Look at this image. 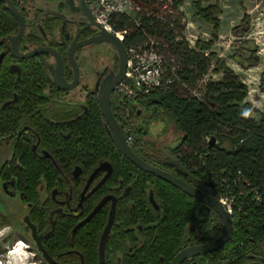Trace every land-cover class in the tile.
<instances>
[{
    "label": "flooded vegetation",
    "instance_id": "flooded-vegetation-1",
    "mask_svg": "<svg viewBox=\"0 0 264 264\" xmlns=\"http://www.w3.org/2000/svg\"><path fill=\"white\" fill-rule=\"evenodd\" d=\"M13 2L23 14L26 27L23 36L15 42L13 51V39L19 34L20 21L11 12L9 4L1 0L0 135L3 137H0V193L6 198H17L20 202L23 211L21 223L36 251L35 255L44 264H102L101 258H104V264H124V258H136L137 261H132L134 264L142 263V259H153V264H159L156 258H150L152 253L148 252L147 247H150L151 241L146 237L148 231L156 225L154 221H158L153 212H157L158 216L163 213V206L151 186L153 183L147 181V202H141L135 208V200L131 194L136 175L119 178L118 182L109 181L114 173L111 162L102 160L91 170L84 158L80 160L73 157V153L69 157L63 154L62 136L68 139L72 137L73 131L69 125L88 112L90 93L99 102L104 80L109 73L118 71L119 58L118 63L114 60L108 67H98L91 89L89 84L81 81L80 54L87 48H103L105 43L77 48L75 59L80 70L79 83L73 89H61L55 81L58 62L54 54L41 52L30 57H24V54L39 47L54 49L63 60L67 81L72 83L74 69L68 58L70 46L76 38L78 42H83L93 37L98 28L89 25L90 20L81 10L82 0H73V5L70 0H58L57 8L53 10L35 8L32 0ZM100 51L101 48H96L99 64L104 60L100 59L103 52ZM46 66L49 69V79L43 80L41 73L46 72ZM29 76L33 77L30 81L27 80ZM37 80L38 85L44 86L40 100L39 96L28 90ZM98 81L100 83L97 91ZM76 88H80L84 94L82 101L74 100L70 96L71 91ZM75 105L82 109L77 115L72 114ZM8 108L15 113L18 111L12 120L2 113ZM9 120L12 127L8 125ZM136 121L133 118L134 143L128 145L150 165L169 171L167 164L170 163L166 162L163 149L178 138L168 141L169 136H165L163 132L139 138V120ZM46 134L49 136L44 139L43 135ZM22 145L30 146L32 154H22ZM178 150L175 153L179 156ZM104 163H109L108 169L102 166ZM99 167L101 169L98 170ZM109 170L110 175L107 177ZM169 172L195 184L186 173L179 176L173 170ZM129 203L134 208L131 215ZM111 218L112 223L105 234ZM127 218L129 223L125 220ZM33 227L37 237L34 236ZM38 237H41L42 247L47 251L48 257L40 249ZM193 245L197 244L187 247ZM138 248L145 250L136 255ZM46 258H52L54 262L50 263ZM172 260L168 261L164 255L159 258L160 264H171ZM193 260L196 258H188L181 264H192Z\"/></svg>",
    "mask_w": 264,
    "mask_h": 264
},
{
    "label": "trees",
    "instance_id": "trees-1",
    "mask_svg": "<svg viewBox=\"0 0 264 264\" xmlns=\"http://www.w3.org/2000/svg\"><path fill=\"white\" fill-rule=\"evenodd\" d=\"M134 1L144 11L141 16L142 27L139 28L126 15H119L113 21L117 30L129 29L125 45L132 41L142 42L143 31L153 35L164 45L162 51L170 67L178 66L176 71L179 78L190 88L197 87L198 81L210 66L215 65L216 71H224L223 81L207 84L203 99L187 96V89L176 86L173 90L143 96L138 101L144 108L137 130L138 137L143 139L150 135V126L154 121H164L165 125L174 124L180 133L178 138L183 137L178 150L181 163L194 177L211 186L218 195L234 198V229L231 240L214 252L195 257L196 261L200 264H245L250 261L264 263V120L256 121L248 117L253 109L252 104L246 101L248 87L239 82L234 72L213 51L215 39L219 36L220 7L213 3L208 6H203L202 2L195 3L199 16L214 24V40H198L197 49H192L186 40L179 39V30L182 28L173 12L165 17L163 6L166 2ZM248 18L249 15L246 14L243 20L246 22ZM48 70L46 66V72L41 73L43 80L49 79ZM31 79L33 77H27L28 81ZM37 83L38 80L28 90L39 96L40 100L44 86ZM88 106V112L69 125L73 131L72 137L68 139L62 136L63 154L69 157L73 153V157L80 160L84 158L91 170L102 160L111 162L114 173L109 181L136 175L131 194L135 200V208L141 202H147V181L153 183L151 186L163 206V213L158 216L157 212H153L158 221H154L156 225L146 236L151 241L152 249L149 245L147 247L148 252L152 253L150 258H156L160 264L161 255L170 261L190 244H205L216 240L223 230L218 214L171 183L139 169L121 153L109 135L98 99L92 93ZM112 108L114 109L113 102ZM137 111L135 107L131 111L135 120L141 116H138ZM81 112L80 107L73 106V115ZM2 113L12 120L18 111L15 113L8 108ZM8 125L12 127L11 121ZM47 136L49 135H43V138ZM207 136L215 137L217 143L212 141L205 144ZM20 152L24 155L32 154L28 145L23 146ZM167 166L179 176L184 175L182 170L171 164ZM124 207L127 209V206ZM129 209L130 215L134 213L132 203H129ZM125 220L129 223L128 218ZM142 250L145 249L138 248L136 255ZM124 260V264H134L132 261H137L136 258ZM142 261L139 264H153V259Z\"/></svg>",
    "mask_w": 264,
    "mask_h": 264
},
{
    "label": "rangeland",
    "instance_id": "rangeland-1",
    "mask_svg": "<svg viewBox=\"0 0 264 264\" xmlns=\"http://www.w3.org/2000/svg\"><path fill=\"white\" fill-rule=\"evenodd\" d=\"M32 2L35 8L53 10L57 8L58 0ZM164 2L167 6L165 17L173 12L175 20H179V26L182 28L179 30V39L186 40L192 49H197L198 40H214V24L204 21L199 16L195 3L202 2L203 6L213 3L220 7L219 36L215 39L213 51L234 72L239 82L248 87L246 101L253 106L248 117L256 121L264 120V0H179V2L164 0ZM176 4L178 7H175ZM246 14L249 18L245 22L243 19ZM96 48L103 51L100 59L104 60L100 64L99 58H96L98 55ZM96 48H87L86 51L80 52L81 81L83 84H89L91 89L99 66L108 67L114 60L118 63L117 51L111 44L105 43L103 48L101 46ZM208 72L211 82L223 81L224 71H216L215 65L210 66ZM70 96L77 101L84 99L80 88L72 90ZM143 113L144 108L141 109V114ZM142 115L137 120L140 121ZM150 129V135L163 132L165 136H169L168 141L180 136L174 124L165 125L164 121H154ZM21 208L17 198H6L0 193V264H21L17 253L14 252L18 247L25 259L22 263L44 264L35 255L36 251L32 248V242L21 223L23 217Z\"/></svg>",
    "mask_w": 264,
    "mask_h": 264
},
{
    "label": "water",
    "instance_id": "water-1",
    "mask_svg": "<svg viewBox=\"0 0 264 264\" xmlns=\"http://www.w3.org/2000/svg\"><path fill=\"white\" fill-rule=\"evenodd\" d=\"M1 1V0H0ZM9 4V8L11 12L19 19L20 21V31L18 36L13 39L12 49L14 51L15 49V42H18L20 37L23 36L26 23L25 18L23 14L20 12V10L17 8L13 0H4ZM70 4H74L73 0H70ZM81 10L85 13V15L90 20L89 25L94 26L98 28V32L91 38H89L86 41L78 42L77 38L72 42L69 52H68V58L70 60V64L73 66L74 69V80L72 83H69L65 77V69H64V63L54 49L50 47H39L38 49L34 50L33 52H29L24 54V57H30L33 56L36 53L41 52H50L54 54L57 58L58 67L55 72V81L56 84L63 90L66 89H73L75 88L80 80V70L78 63L75 59V50L79 47L90 45V44H97V43H108L114 46V48L117 51L118 58H119V68L118 71L109 73L103 83L102 88L100 89L99 93V106L102 111L103 116L105 117V120L107 122V128L108 133L115 142L118 149L121 151V153L127 157L129 160L134 162L137 166L142 168L143 170L153 173L157 175L158 177L162 178L163 180L171 183L172 185L176 186L177 188L181 189L183 192L189 194L192 197H195L196 199L200 200L201 202L205 203L209 207H211L219 216V218L222 221L223 224V230L221 235L214 241L205 243V244H197L193 246L186 247L182 249L172 260L171 264H181L184 260L188 258H193L196 256H203L208 253L214 252L224 246L228 241L231 240L233 229H234V223L231 213L227 210V208L224 206V204L221 202V200L218 197V194L216 191L209 185L203 183L196 177H194L188 168H186L180 161L179 156L175 153L177 149L180 148V146L183 143V137H180L172 142H169L167 146L163 149V152L166 156V162L173 165L175 168L182 170L184 173H186L191 180H194L195 184H192L191 182L185 181L178 177L177 175L167 171L163 170L159 167L150 165L145 160H143L140 156H138L133 149L128 145L125 135L116 119V116L114 114L113 108H112V95L113 91L116 87V85L121 82L125 76V73L127 71V62H128V54H127V48L125 43L112 34L111 32L105 30L98 22H96L95 17L93 16L90 8L87 6L85 0H82ZM17 51V50H16ZM99 83L96 84V90H99ZM212 141L215 142L216 138L212 137ZM109 163H104L102 166H105V169ZM101 166V167H102ZM101 167L98 168L101 169ZM110 171H108L107 177L110 175ZM28 217L26 218V221L28 222ZM112 223V218L109 222V225L106 229V233H108V230L110 228V225ZM31 224V223H30ZM32 225V224H31ZM33 226V225H32ZM34 230V236L37 237L35 228ZM39 241L40 249L44 252V254L48 257L47 251L42 247L41 244V237L37 238ZM47 261L50 263H53L54 260L52 258H46ZM102 264H104V258H101ZM245 264H264L260 261H251L247 262Z\"/></svg>",
    "mask_w": 264,
    "mask_h": 264
},
{
    "label": "built area",
    "instance_id": "built-area-1",
    "mask_svg": "<svg viewBox=\"0 0 264 264\" xmlns=\"http://www.w3.org/2000/svg\"><path fill=\"white\" fill-rule=\"evenodd\" d=\"M86 4L96 22L124 43L126 36L129 34V29L117 30L113 23L115 17L126 15L139 28L142 27L141 16L144 11L142 6L134 0H86ZM166 7L164 4L163 8ZM159 17L163 18L160 15ZM143 33L144 39L142 42L132 41L126 45L128 54L127 71L123 80L116 85L112 95L114 114L129 145H132L135 139L132 123L134 117L131 111L135 107L138 110L137 114L141 113L142 106L138 102L141 97L158 91L173 90V87L178 86L188 90L187 96L203 99L207 84L211 82V76L207 71L198 81L197 87L190 88L179 78L176 71L178 66L170 67L166 61L162 51L164 45L161 41L146 31H143ZM205 54L208 55V52ZM210 142H212V137L207 136L205 144ZM215 142L217 143V140ZM218 197L232 215L235 205L234 198L226 195H218ZM193 261L192 264H200L196 260Z\"/></svg>",
    "mask_w": 264,
    "mask_h": 264
},
{
    "label": "bare ground",
    "instance_id": "bare-ground-1",
    "mask_svg": "<svg viewBox=\"0 0 264 264\" xmlns=\"http://www.w3.org/2000/svg\"><path fill=\"white\" fill-rule=\"evenodd\" d=\"M19 245H21V244H19ZM19 245H18V246H19ZM18 251H19V252H18ZM14 252H16L17 255H18V261H19V263L24 264V263H22V262H24L25 259H24V256L20 253V248L18 247ZM16 259H17V258H16Z\"/></svg>",
    "mask_w": 264,
    "mask_h": 264
}]
</instances>
